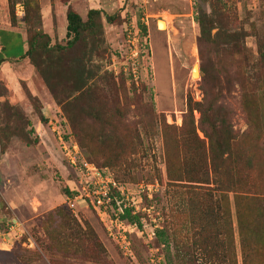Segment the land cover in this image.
<instances>
[{"label": "rangeland", "instance_id": "374dc122", "mask_svg": "<svg viewBox=\"0 0 264 264\" xmlns=\"http://www.w3.org/2000/svg\"><path fill=\"white\" fill-rule=\"evenodd\" d=\"M17 1L24 7L23 0ZM198 1L33 0V4H39L41 23L36 20L31 22L32 26L26 24L25 13L18 15L21 10L15 7L23 31L0 24V41L4 44L0 58L13 59L25 52L24 32L29 38L36 29H41L50 34L52 44H65L66 13L69 7L80 13L84 19L90 9L101 10L106 44L103 59L99 62L108 71L109 78L107 81H100L96 100L91 105L100 111L107 108L106 114L113 118L114 125L106 126L103 132L95 127L90 131V140L85 136L84 145H81L83 157L106 166L103 162L114 159L118 151L114 135L125 133L128 137L131 133V139L134 138L136 142L132 146L135 152L132 163L130 167H126L129 170L123 171L109 165L108 168L120 181L128 183L132 194L136 196L137 184H159L153 198L144 197L141 208L146 209L139 212L141 232L130 229L132 233L128 235V241H131V251L128 252L123 248L125 244L121 246L116 233L110 235L91 207L81 202L76 211H72L68 206L64 187L72 186L70 180L78 177L65 158L60 141L63 138L62 131L69 135L68 139L77 137L64 118L66 115L61 107L56 104L59 109L48 123L32 125L27 115L36 117L35 105L39 106L41 99L38 96L40 101L33 99V93L24 81L21 86L14 84L12 88L0 74V264H168L164 255L165 248L152 234L161 225H168L173 233L171 256L174 255L175 262H179L181 256L184 263V250L199 256L195 264H203V253L193 240H206L207 234L195 233L197 227L193 218L185 217L177 222L176 212L174 216L170 214V205L183 209L187 201H182L181 204L180 198L176 195L171 198V192H168L169 183L175 182L167 177V159L184 157L186 152L182 148L169 147L167 135L169 131L175 130L177 140H180L179 129L184 123L185 113L188 112L189 100L204 101L206 90L214 95H217L218 90L222 93V104L223 95L225 96L224 101L231 112L234 129L241 134L249 130L252 124L256 136H264V63L259 61L257 52L259 39L264 45V0H208L205 4L208 11L213 4L216 9L221 10L223 15H220V20L230 30L242 31V42L247 45L248 54L251 53L249 59H245L243 56H232L224 48H214L210 54L211 62L214 63L213 74L206 79L202 73V60L198 50L200 30L195 14ZM108 15L115 16L114 23L108 22ZM3 20L10 22L8 0H0V21ZM216 31L214 29L213 33ZM133 33L138 41L136 65L132 49L133 37H129ZM243 59L246 61V73L249 76L246 87L252 92L248 107H245L244 101L242 103V86L236 75ZM135 66L136 78L132 70ZM26 69L24 71L30 73ZM195 72H199V75H194ZM35 77L42 81L37 74ZM45 89L52 97L49 90ZM87 105V102H82V106ZM23 112L26 117L20 122L18 113ZM120 114L127 122L126 127L122 126ZM193 114L196 133L207 145L208 141L199 125L201 113L195 109ZM81 117H85V113ZM50 120H53L52 123ZM63 122L64 125H61ZM88 123L89 129L99 126L92 119ZM118 129L119 132H116ZM257 137L252 140H261ZM125 155L130 157L129 149L125 150ZM196 161L195 158L185 164L193 166ZM255 180L253 197L241 201L242 222L231 194V222L237 264H243L245 257L241 247V227L246 243L253 249L251 253L247 251L250 264H264L263 169ZM180 183H185L177 184L183 186V191L186 189L184 186H190L187 182ZM212 186L215 189L221 188L216 184ZM171 187L170 191L180 189ZM217 199L216 204L221 205L218 213L222 218L217 215L218 218L208 217L203 221L204 227L211 233L213 230L214 233L217 232L221 239L223 228L227 225L223 222V200L219 193ZM251 207H260L261 214L253 213V210L249 212ZM67 218L71 221L77 219L83 227L86 223L89 224L97 233L103 250L100 246L93 245L92 251L89 250L86 254L85 247L79 241H76L79 246L75 242L69 249L67 242L65 244ZM254 229L258 230L253 232ZM9 231L12 232L11 235L8 234ZM186 260L188 261L187 258ZM206 264H210V261Z\"/></svg>", "mask_w": 264, "mask_h": 264}, {"label": "trees", "instance_id": "16d2710c", "mask_svg": "<svg viewBox=\"0 0 264 264\" xmlns=\"http://www.w3.org/2000/svg\"><path fill=\"white\" fill-rule=\"evenodd\" d=\"M17 2V0H8L10 23L13 27L20 26L15 11V7L19 4ZM207 3L208 0H199L195 7L196 20L200 30L198 50L205 79L213 74L214 63L211 62L210 54L214 48L221 47L222 50L224 48L232 56H243L245 59H249L251 55V53L248 54L247 45L242 42V31L230 30L224 21L220 20V15H223L221 10L216 9L213 4L211 5V10L208 11L205 6ZM23 4L25 7L24 22L31 24L32 21L36 22L37 20L41 23L42 14L40 13L39 4H33V0H23ZM35 13L36 16H34ZM66 18L67 40L65 44L61 42L52 44L50 34L41 29H36L35 33L29 38L26 34L27 50L22 56L28 59L42 79L45 87L52 94L54 102L61 107L66 115L64 118L70 124V129L74 131L73 133L78 140L75 137L74 139L81 148V145H84L85 136L88 140L92 137L90 132L92 129L94 130L96 127V129H100L103 132L106 126L114 125L113 118L106 114L107 108L104 111H100L91 105V102L96 100L98 84H100L101 80L107 81L109 78L108 71L105 70L102 62H99L100 59H103L102 54L105 53V31L100 9H90L87 13V18L84 19L80 13L69 7ZM107 20L109 23H114L116 19L115 16L108 15ZM214 29H217L215 33H213ZM258 44L259 61L264 63V45L261 39H259ZM6 61H8L7 58L1 57L0 67ZM238 67L236 75L238 82L242 86L241 100L242 103L244 101L245 107H248L251 102L252 92L246 87L249 78L246 73V61L243 59L242 64ZM199 72H195L194 75H199ZM260 76H263V74ZM228 81L231 82L230 80ZM206 91L204 101L193 102L192 99L189 100L188 112L185 113L184 123L179 129L181 139L177 140L178 137L175 130L169 131L167 135L169 147L173 149L182 148L186 152L184 157H169L167 159V177L175 182L169 183L168 192H171V198L174 197L173 195L180 198L179 203L181 204L187 201L183 209H178L173 205H170L169 209L172 216L176 212L177 222L181 218H193V223L197 227L195 233L207 234L206 240H193V243L196 242L197 248H200L201 253H203L202 259L205 261H203V264H206L207 261H210V264H237L234 229L231 222V194L238 210V217L240 222H242L241 201L242 199L253 197L254 180L261 170H264V136L261 134V136L257 137L256 131L252 130L254 128L252 124L249 130L243 131L241 134L236 131L231 112L224 101L225 96L223 95L222 104V93L217 90V95H214L212 92ZM32 97L34 100H39L37 96L33 95ZM82 102H87L88 105L82 106ZM3 105L9 106L7 103H3ZM42 108L43 103L40 101L39 106L35 105L36 117L27 115L32 125L34 120L39 121L42 125L43 123H48L49 119L44 116ZM195 109H198L201 113L199 125L208 141L207 145L203 141L204 139H201L196 133L195 116L193 114ZM82 113H85V117H81ZM18 114L20 122H23L26 117L25 113ZM119 117L122 126L126 127L125 123L127 122L121 118V114ZM89 119H92L93 123L96 122L99 126H93L89 129ZM62 124L64 125V122ZM116 132H119V129ZM250 132L252 133V138H250ZM65 134L64 138L68 140L69 135ZM129 134L130 136L128 137H126L125 133L123 135L122 133L114 135L118 151L114 159L103 162L106 166L98 165L94 161L86 159L101 168L109 165L119 170H129L126 167H130L132 163V157L135 153L132 146L136 142L134 138L131 139V133ZM101 135L105 136V133ZM256 137L261 140H252ZM127 149H129L130 157L125 155V150ZM195 158L197 159L195 165L187 166L185 164ZM115 177L117 180L119 179L116 175ZM180 182H187L190 186H184L186 189L183 191V186L177 184L185 183ZM191 183H196L197 185ZM212 184H216L217 187L221 188L215 189ZM171 186L180 187V189L175 188L170 191ZM64 193L67 197L71 195L68 186L64 187ZM218 193L223 200V222L227 225L226 228H223V232L222 229H219V232H222V240L219 239L217 232L214 233L213 230V233H211L209 229L205 228L203 221L208 217L218 218L217 215L222 218L218 213L221 205L216 204L218 202ZM174 199L176 200V198ZM199 200H202L201 203H199ZM176 201L178 202V199ZM259 208L251 207L249 212L253 210V213L261 214V209ZM121 217L127 223H137L139 228H141L140 214L133 213V209L127 208ZM72 221L68 218L65 221L67 229L65 244L67 242L69 249L76 241H79L80 245L85 247L86 254H88L89 250L92 251L91 246L93 245H98L102 248L97 233L89 224L86 223V226L83 227L82 223L77 219ZM207 230L209 231L207 232ZM256 230L258 229L252 231L255 232ZM240 233L243 241L241 247L243 253H245L243 264H250L248 252H253V249L252 246L246 243L242 227ZM171 234L173 233L168 225H161L155 230V240L165 248L164 255L168 264H195V261L199 260V256L194 255V253L189 254L188 251L184 252V250L182 255L183 257L185 256L184 263L181 256L179 262L174 261V255L171 256ZM86 242L88 243L86 244Z\"/></svg>", "mask_w": 264, "mask_h": 264}, {"label": "built area", "instance_id": "2783aa9c", "mask_svg": "<svg viewBox=\"0 0 264 264\" xmlns=\"http://www.w3.org/2000/svg\"><path fill=\"white\" fill-rule=\"evenodd\" d=\"M19 9L21 11H18L17 14L24 15V8L21 4L17 5V10ZM134 34H130L129 37H133L132 49L136 65L138 62V41ZM132 70L133 76L136 78V66ZM52 121L50 120L51 123ZM61 125L63 124L61 123ZM57 126L59 127V124ZM60 128L62 130V127ZM62 132L63 138L60 145L62 144L63 154L78 177L75 180H70L73 183L72 186L68 185L71 192V195L67 197L69 208L76 211L81 202L87 207H91L102 220L110 235L113 236L116 233L115 236L120 238L121 246L125 244L123 248L125 247L130 252L131 241H128V235L132 233L130 229L137 230L136 232H141V230L137 223H127L121 216L127 208L133 209V213H139L141 209L145 210V207L141 208L144 197L153 198L154 193L158 191L159 184L157 182L139 183L137 184V196L132 194L128 183L118 181L108 167L101 168L88 161L83 157L78 142L75 139L66 140L63 135L65 132ZM8 234L11 235L12 232L9 231ZM152 234L155 235L154 232Z\"/></svg>", "mask_w": 264, "mask_h": 264}, {"label": "crops", "instance_id": "0c3cea01", "mask_svg": "<svg viewBox=\"0 0 264 264\" xmlns=\"http://www.w3.org/2000/svg\"><path fill=\"white\" fill-rule=\"evenodd\" d=\"M0 24L7 26L11 29L18 28L22 30L21 26L13 27L11 23L6 20L0 21ZM24 38H25V51H26L27 37L25 35V32H24ZM3 50H4V44L3 42L0 41V54L3 52ZM7 59L8 61L3 62L2 66L0 67V74L3 77V79L7 81V83H9V85L12 88H14V84L21 86L22 81H24L27 87L32 91L33 95L38 96L41 99L43 103L42 112L44 116L47 119L56 116V112L58 111L59 107L56 105L51 95L46 91L45 89L46 87H44L45 85H43V82L40 79H37V77H35L37 72L35 71L34 67L30 64L28 59L23 58L22 55L15 58L13 57V59L11 58H7ZM26 68L30 73L24 71ZM34 123L37 124L40 122L34 120Z\"/></svg>", "mask_w": 264, "mask_h": 264}]
</instances>
